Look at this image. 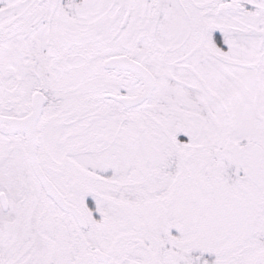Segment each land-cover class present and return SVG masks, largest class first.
I'll use <instances>...</instances> for the list:
<instances>
[{
	"label": "rangeland",
	"instance_id": "374dc122",
	"mask_svg": "<svg viewBox=\"0 0 264 264\" xmlns=\"http://www.w3.org/2000/svg\"><path fill=\"white\" fill-rule=\"evenodd\" d=\"M19 1L0 0V25L24 10ZM228 1L216 0L215 16L216 32L226 37L229 25L240 21L239 13L221 10ZM136 2V21L124 30L119 24L117 31L107 13L111 5L124 4L121 23L128 1L103 0L104 16L89 23L100 33L94 61L88 51L62 60L53 72L44 47L43 60H34L39 78L23 73L20 96L5 95L0 74L3 114H30L32 96L44 84L48 103L38 127L40 165L57 185L69 184L60 190L78 198L92 223L91 230L76 232L71 217L46 195L31 173L25 134L11 145L0 136V195L9 201L8 213L0 202V264H75L79 244L83 256L104 251L108 264H264V73L257 80V38L248 36L241 54L240 38L231 36L232 51L216 44L209 62L201 46L193 52L186 40L187 1L165 0L151 33L142 21L144 0ZM96 4L92 0V14ZM189 10L201 12L193 5ZM90 30L87 43L94 44ZM152 34L157 38L149 51L144 35ZM6 45L4 61L19 73L18 45L15 39ZM181 49L188 67L177 63ZM127 51L155 76L156 91L130 115L107 106L100 111L94 100L116 84L131 96L144 90L142 80L133 85L103 66L108 57ZM200 77L207 86L200 85ZM95 132L99 151L88 145L86 153L73 157L77 167L71 160L64 163L65 142Z\"/></svg>",
	"mask_w": 264,
	"mask_h": 264
},
{
	"label": "flooded vegetation",
	"instance_id": "af4514ba",
	"mask_svg": "<svg viewBox=\"0 0 264 264\" xmlns=\"http://www.w3.org/2000/svg\"><path fill=\"white\" fill-rule=\"evenodd\" d=\"M97 1L99 2V4H96L97 11L95 12V14H92V11L90 10L93 7L92 0H20L19 1L17 7L18 8L23 7L24 10L18 12V14L11 21H4L0 25V74H2L4 80H6L3 82L5 84V85L3 84L5 89V95H8L10 91L13 92L12 94L14 96L21 95L24 74H31L39 78L37 67L34 66V60H38V61L41 59L43 60L42 55L41 54L39 55V53L42 50L44 51V47L48 48L49 50V51L48 50L45 51L49 52L48 58L51 60L53 72L57 71L60 65L59 63L62 62V60L68 62L69 59H73V58L75 59L78 56L85 57L88 51L90 52L89 59L91 61H94L96 59L95 57L100 55V51H101V43L99 42L100 33L95 34V31L93 33L89 29V23L92 20H96V19L98 20L99 18L104 16L103 0H97ZM127 1H128L127 13H125L123 17V21L121 23L119 21V17H120L119 15L121 8L123 7L124 4L122 5V7L120 5H114V4L111 5V12L109 11V13H107L108 17L110 18V23L117 28V31H119L118 28L119 24H121L120 28L124 30L129 27L131 21H134V19L136 21V12L138 11L137 2L136 0H127ZM179 1L180 3H185V1H187V4H185V7H187L186 16L189 18L191 22L190 24L191 33L186 36L187 38L186 37L185 38L187 41H190L191 44L193 45L192 46L193 52H195V49L198 46H201L202 49L201 53L203 55H206V59H209V62L211 61L210 58H214L216 56L215 48L217 45L219 48L221 47V49L226 53L232 51V47H231L232 42H230L232 40L231 36L234 37L233 39L235 41H238L237 37L240 38L237 44L238 46H240L241 54H243L242 50H245V43H244L245 39H247V37L251 35L255 36L257 38L258 55L260 57V62L253 63V66L256 70L255 72L256 78L257 80H259L258 76H262L264 73V69H262V65L264 63V0H256L254 2H249L247 0H241L240 2H237L236 0H229L228 2L222 4L221 6L222 11H233L235 13H239V17H240V21L238 22V24L235 23L229 25L230 29L227 33L228 37H226L225 34L223 35L224 36L223 37L222 33L216 32V28H217V25L215 23L216 0H206V1H198V2H195L196 0H179ZM190 5H193L194 7H196L201 11L199 15H194L191 13V11L189 10ZM164 6H165V0H144L143 9H142V13H144V15L142 21H145L146 23L145 25L147 26V29L150 33L152 31L153 24L158 21L157 19L164 11ZM228 7H230V9H227ZM139 12H141V9ZM89 30L90 33L94 34V38L96 37L95 41L93 42L94 44L87 43L86 33L89 32ZM154 33H157L156 29L153 31V34ZM153 34L152 37H150L149 35H144V37L146 38V47L148 46L149 51L152 48L153 40L154 39L156 40L157 38L156 35ZM63 35L68 36L70 40L63 42L61 39ZM74 35L76 36V38ZM11 39H15V42L18 45V55L20 57V65H21V68H19V73H17L16 69H13V67H7L8 63L4 61L8 49L6 43ZM111 40L115 41V36H113ZM159 40L160 43L161 42L163 43V37H159ZM44 44H46V46ZM164 49H166V46L164 47ZM124 56L141 64V62L137 59L134 52L127 51V52L117 53L115 55L108 57L106 60H104L103 66L105 67L106 61L111 58L124 57ZM186 57H188V54H185L182 49L181 51L179 50L177 51V63L179 65L181 63V68L183 66L188 67V64L184 65L183 62ZM27 58L28 61L26 60ZM65 66L68 67V63ZM86 66L87 69L92 68L91 70H93L92 64L88 66V61L86 63ZM105 70L114 73L117 78L119 76L123 77L122 79L126 77L128 81L133 85L135 84V79L138 78L140 79V81L142 80V83L144 85L143 79L130 69H126L121 66H116L111 68L105 67ZM192 71L193 74L197 75L199 79L198 76L199 72H197V70L195 71L194 69H192ZM200 80L202 82L200 84L201 86L204 87L207 86V83H205L204 79L200 77ZM43 89H44V84H41L37 89V92H43ZM144 90H145V85H144ZM43 93L45 94V92ZM137 95L131 96L125 94V92L119 90V85L116 84L114 90L105 93L104 95H102V98L97 96L94 102L96 103V105L100 107L101 109L100 111H102V108L104 106H107L113 108L121 116L125 114L130 115L131 112H133L136 108L140 106L126 107L121 99L133 98L136 97ZM45 96L47 99L46 94ZM47 103H48V99H47ZM47 103L44 106L42 117L37 125V135H38V127L44 116ZM0 115L8 118L19 119V118H24L29 114L25 116H14V115L0 113ZM1 125L2 124H0V136L6 139L8 144L11 145L12 143L17 142L19 140L18 139L19 135H23V134L26 135L28 142V137L26 132L18 131L12 134H4L1 132ZM98 133L100 132H95L94 134H91L92 136L87 135L84 139L82 138L78 142L70 141L68 143L66 141L64 163H67L69 160H71L70 164L77 167L78 163H76V160H74L73 157L86 153L87 152L86 148L88 145L93 146V144H95V150L98 152L99 146H101L97 142L99 135ZM38 140H39V136H38ZM37 148H36V155H37L38 163L40 165L37 154ZM10 150H12V148H10ZM26 153H27L26 156L31 173L37 179V182L41 184L40 180L38 179V177L36 176L35 172L31 167L27 152V143H26ZM40 167L42 168L46 176L53 182V184L63 194L64 199L68 203L75 206L80 211L83 218L85 219L88 226L86 229L81 228L79 226L77 220L75 219V216L72 213H66L63 210H61L56 205L54 200L48 196L50 199L53 200L55 205L64 214L68 215V217H71L70 219L73 221L75 231L87 232L91 230L92 223L88 220L89 218L86 216L87 214L77 204L78 198L75 196L69 197L70 195L68 196L66 195L65 192H62L60 190L59 186L66 187L69 184H64L63 182H59L60 185L59 184L57 185V183H55L54 180L49 177V175L45 172V170L41 165ZM74 185H78V183ZM8 210H9V201H8V209L4 211L8 213L7 212ZM81 248L82 247L79 244L78 250L74 257V261L71 260L73 263L75 262V264H108L110 257L109 260L106 262L98 260L97 252L101 250H97L95 253L96 257H93L88 255L87 252L83 256L82 253L80 252V250L83 249ZM102 252L105 253L104 251Z\"/></svg>",
	"mask_w": 264,
	"mask_h": 264
},
{
	"label": "water",
	"instance_id": "95a60500",
	"mask_svg": "<svg viewBox=\"0 0 264 264\" xmlns=\"http://www.w3.org/2000/svg\"><path fill=\"white\" fill-rule=\"evenodd\" d=\"M227 9H230L228 7ZM121 66L126 69L132 70L134 73L138 74L144 81L145 90L143 93L137 95L133 98H123L121 99L126 107H137L144 104L148 101L155 93L157 88V80L155 76L151 73L142 64L129 59L128 57H114L106 61L105 67L111 68ZM47 103L46 96L43 92H37L33 95L32 98V112L24 118H8L0 115V124L1 132L4 134H12L18 131H24L27 133L28 142H27V152L29 156V161L33 171L40 180L47 196L52 198L56 205L66 213H72L75 216L79 226L86 229L87 223L83 218L80 211L68 203L63 194L59 189L53 184V182L46 176L42 168L40 167L37 155L36 148L39 144L38 135H37V125L42 117L44 106ZM1 205L4 210L8 209V199L5 193L0 195ZM97 257L99 261L106 262L109 260V256L102 251L97 252Z\"/></svg>",
	"mask_w": 264,
	"mask_h": 264
}]
</instances>
